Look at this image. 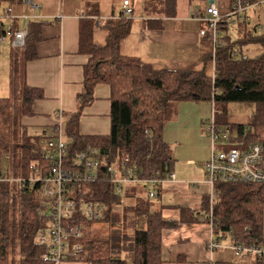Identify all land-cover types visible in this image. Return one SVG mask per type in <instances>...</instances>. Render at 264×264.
Returning a JSON list of instances; mask_svg holds the SVG:
<instances>
[{
    "label": "trees",
    "instance_id": "trees-1",
    "mask_svg": "<svg viewBox=\"0 0 264 264\" xmlns=\"http://www.w3.org/2000/svg\"><path fill=\"white\" fill-rule=\"evenodd\" d=\"M178 0H143L146 14L176 15ZM98 12L87 10L79 26V53L89 57L83 69V89L77 97L78 110L65 114L68 155L89 146L99 152L107 165L126 161L141 180L166 179L173 172L171 149L163 140L164 126L173 120L180 102H210L220 123L227 106L233 103L252 104L255 113L249 124L250 142H264V31L259 25L242 23L236 29L239 37L231 40L229 28L219 37L213 57L201 59L199 69L156 71L138 59L124 57L120 43L131 31V18L108 20L99 24ZM108 32L105 46L93 43L96 28ZM34 25L29 26L26 45L19 49L24 62L36 58L38 40ZM5 34L0 21V37ZM258 54L248 56L249 47ZM238 53V57H234ZM246 56L245 60L241 57ZM214 61V77L207 76V66ZM19 53L11 61V97L0 98V176L19 179L33 176V168L41 171L50 165L41 145L42 137H32L22 126L23 117L33 114L35 102L44 98L43 91L19 84L24 69ZM109 86L111 95V129L107 136H83L79 120L83 110L94 101L97 85ZM244 133V127L233 126ZM160 184L156 186L159 195ZM147 185H130L119 196L107 176L87 184L76 193L78 198L101 203L107 207L104 217L95 223H85L84 238L89 264H185V257L166 262L162 256V236L180 224L210 222V197H205L198 211L184 209L178 221L165 220L144 190ZM157 195L155 198H157ZM153 201V200H152ZM122 212L115 208L124 203ZM124 206V205H123ZM42 198L36 189L15 182L0 181V264H52L45 261L47 246L37 243L45 230L47 219L41 214ZM264 209V186L254 184H217L212 223L214 231L234 236L248 243L264 244L261 214ZM132 211L133 235L123 231L125 212ZM127 214V213H126ZM125 218V219H124ZM104 225L108 237L92 236L94 225ZM136 225V226H135ZM98 227V226H97ZM126 241V242H125ZM125 242V243H124ZM216 264H229L216 262Z\"/></svg>",
    "mask_w": 264,
    "mask_h": 264
},
{
    "label": "crops",
    "instance_id": "crops-1",
    "mask_svg": "<svg viewBox=\"0 0 264 264\" xmlns=\"http://www.w3.org/2000/svg\"><path fill=\"white\" fill-rule=\"evenodd\" d=\"M124 1L34 0L36 8L33 9L25 0H0V14L11 8L13 14L19 17L15 23L18 30L29 32V26L34 25L35 36L39 30L35 46L36 58L28 62H24L22 51L13 48L9 39L0 42V98L11 97L13 94L10 85L11 61L19 53V61L23 62L19 63L24 69V78L19 84L25 82L27 86L40 89L44 94V98L33 105V114L23 117L21 123L29 136L42 137L43 147L56 123L55 113L63 110L68 117L78 110L77 97L83 89V69L89 61L88 56L79 53L81 19L87 10L92 9L98 12L97 20L101 26L108 20L120 19L123 16ZM195 1L186 0L188 13L176 8V15L169 17L164 14H146L143 0H139L138 14L131 18L130 34L120 43L121 55L136 58L156 71L199 69L201 59L213 57L215 45L210 36L200 35L205 24L193 17V9L204 10L210 5L209 0ZM214 3L222 14H227L231 0H214ZM132 6L135 11V5ZM258 15L256 11L255 16ZM24 16L28 19H24ZM2 21L4 30L12 24L10 19ZM231 29L236 30L234 39L231 37ZM230 30L228 37L236 40L239 30L236 26ZM107 37L108 32L98 27L93 32V43L105 46ZM6 69L9 71L8 76ZM214 73L215 63L211 61L207 66V76L213 78ZM110 95L109 86L100 84L95 87L94 101L83 110L79 120L81 135H109ZM229 106L225 114L219 113L222 121L217 123L230 132L232 146L246 148L253 143L249 141L247 131L255 106L243 103ZM212 111L213 105L210 102H180L175 118L164 126L163 140L169 145L174 159L173 178H167L160 184L159 195L153 199V210L160 211L165 220H180L184 209L200 213L198 211L204 198L210 197L211 189L205 183L204 163L212 152V140L207 132ZM233 126L244 127V133ZM211 234L209 222H204V218L199 223L180 224L173 230L164 231L163 259L173 263L183 256L188 263H204L208 252L206 244ZM209 259H212L210 254ZM256 264L263 263L256 259Z\"/></svg>",
    "mask_w": 264,
    "mask_h": 264
},
{
    "label": "built area",
    "instance_id": "built-area-1",
    "mask_svg": "<svg viewBox=\"0 0 264 264\" xmlns=\"http://www.w3.org/2000/svg\"><path fill=\"white\" fill-rule=\"evenodd\" d=\"M33 9L36 8L34 0H25ZM262 9L264 0H231L227 14H222L215 3L193 12V17L204 22L205 27L200 35L210 36L216 47L223 29L234 27L242 23H250L255 12ZM126 18L134 15L130 1H124L123 14ZM28 19L27 16L23 17ZM10 19L12 24L5 29V34L0 37V42L9 39L12 47L22 49L26 45V31L18 30L15 23L19 19L7 8L0 14V21ZM259 30L262 27L259 23ZM238 57V53H234ZM242 60L246 56L241 57ZM213 105V104H212ZM55 125L45 141V155L50 162L46 170L33 168V176L29 178L12 179L4 175L0 181L15 182L28 189H36L42 198L41 214L46 217L45 230L40 232L36 241L47 246L48 252L45 261L52 264L67 262L80 263L87 261L86 245L84 238L85 223L100 221L107 207L101 203L78 198L76 193L85 188L87 184L96 182L103 175L107 176L115 187L119 196H123L130 185H147L150 187L148 198L155 199L156 186L166 179L141 180L135 171L127 166L126 161H117L111 165L105 164L99 158L97 149L89 146L86 150L68 155V144L65 131V112L59 110L55 113ZM207 132L212 140V152L204 163L205 183L210 187V212L208 215L212 234L206 244L210 255L221 248L219 240L230 238L232 245L228 250L234 252L236 257H254L264 264V244L248 243L234 239V236L214 231L212 223L213 206L215 203V186L217 184H254L264 186V142H253L246 148L231 145L230 132L222 129L216 119L213 105L211 119L208 122ZM217 142V143H216ZM124 205V206H123ZM115 209L122 212L130 203H124ZM209 264H216L212 259Z\"/></svg>",
    "mask_w": 264,
    "mask_h": 264
},
{
    "label": "rangeland",
    "instance_id": "rangeland-1",
    "mask_svg": "<svg viewBox=\"0 0 264 264\" xmlns=\"http://www.w3.org/2000/svg\"><path fill=\"white\" fill-rule=\"evenodd\" d=\"M129 1H132L133 4L131 3V5H135V11L136 12L134 11L135 12L134 14L135 15H136V13L138 14V10L137 9H138V5H139V0H129ZM198 1L199 0H196L195 2H198ZM187 6H188V4H187L186 0H178V7L177 8H179V10L181 12L183 10H185V12L188 13ZM193 10H197V8L193 9ZM257 12H258L260 17L259 18H253L252 23L253 24L259 23L260 26L262 27V30H260V31H264V12H263L262 9L258 10ZM230 31H231V37L233 39L236 38V34H235L236 30L235 29H231ZM247 54L250 57H254V56H256L258 54V51H257L256 47L251 46V47H249ZM6 72H7V76H8L9 71H7V69H6ZM237 104L238 103H233L232 105H237ZM244 105H252V104L247 103V104H244ZM229 107H228V109H229ZM41 142L43 143L44 141L42 140ZM147 187H148V189L144 190L145 194H148L149 191H150L149 190L150 187L149 186H147ZM151 202L153 204L155 203V201H152V200H151ZM130 207H132V206H130ZM132 217H133V215H132V211L131 210L125 212V218L126 219L124 218L125 219L124 220V227L125 228H123V231L125 232V235L127 237H132L133 231H134ZM261 219H262L263 232H264V209H263V212L261 214ZM92 229H93L92 236L96 235V236H99V237H101V236L108 237V235L111 234V232H109V230L103 224L102 225H94V227ZM219 241L221 243V248L218 251H215L212 254V259H213L214 262H217V261H219V262H228L229 264H256V258H254V257H236L234 252L228 250V247L232 245V242H231L230 238H226L224 240L221 239ZM203 262L204 263H199V264H209L210 263L209 253L208 252H206V255L204 257ZM86 263H88V261H86ZM185 264H198V263L195 262V263H185Z\"/></svg>",
    "mask_w": 264,
    "mask_h": 264
},
{
    "label": "water",
    "instance_id": "water-1",
    "mask_svg": "<svg viewBox=\"0 0 264 264\" xmlns=\"http://www.w3.org/2000/svg\"><path fill=\"white\" fill-rule=\"evenodd\" d=\"M214 3V0H209V4H213Z\"/></svg>",
    "mask_w": 264,
    "mask_h": 264
}]
</instances>
